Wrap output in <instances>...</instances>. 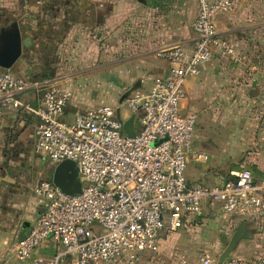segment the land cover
I'll list each match as a JSON object with an SVG mask.
<instances>
[{"label": "built area", "instance_id": "built-area-1", "mask_svg": "<svg viewBox=\"0 0 264 264\" xmlns=\"http://www.w3.org/2000/svg\"><path fill=\"white\" fill-rule=\"evenodd\" d=\"M235 1L196 0L193 50L181 45L164 49L167 74L125 97L117 106L127 107L124 119L117 107L100 104L66 120L72 93L58 77L27 79L0 70V112L23 107L37 115L36 150L55 164L75 161L83 183L80 193L70 194L53 181L40 180L35 193L46 200L44 211L26 237L11 244L17 259L42 264L35 252L52 237L58 245L53 264L68 256L71 264H138L143 254L161 252L166 232L198 223L207 203L230 229L243 221L260 229L264 245V173L256 176L243 168L217 184L191 183L186 174L193 153L197 160L208 156L193 151L198 117L183 111L184 87L218 54L242 61L216 25L217 16L229 12ZM28 91L36 93L35 105L21 98ZM131 119L130 128L140 123L134 133L125 128ZM177 254L175 264H216L206 252L196 263ZM222 264H264V251L255 259L230 255Z\"/></svg>", "mask_w": 264, "mask_h": 264}, {"label": "crops", "instance_id": "crops-1", "mask_svg": "<svg viewBox=\"0 0 264 264\" xmlns=\"http://www.w3.org/2000/svg\"><path fill=\"white\" fill-rule=\"evenodd\" d=\"M237 2L245 6L246 15L243 18H250L253 23L238 24L232 28V22L228 21L230 15L226 12L217 16L216 25L218 31L237 47L243 59L239 61L234 57L218 54L205 66L209 75L202 84L205 90L210 91L213 85L211 75L214 73L223 79L226 77L233 80L236 85L235 94L219 93V117H226L227 124L238 122L239 133L264 134V46L255 48L251 43L246 45V38L252 34H249V29H243L251 24L253 27L254 20H257L255 23L264 22L263 14L258 12L252 14L250 11L252 7H264V0ZM180 8L181 6L174 7L164 0H147L146 4L139 0H0V29L14 21L19 24L23 38L24 60L17 61L11 68L19 69L20 73L13 70L17 75L32 71L34 78L30 79H40L50 74L51 77L59 78L61 75L59 66L62 64L63 55L84 46L87 41L92 43L94 50H98L100 47L98 38L104 35L110 42L107 46L114 48V37L124 28L131 26L133 18L139 15L141 21L145 23V35L141 40L144 41V45L139 53H130L117 62L120 69L136 70L135 77L131 79L136 81L139 88L149 86L154 78L167 74L170 63L160 53L158 54L160 48L181 45L190 51L193 50L196 39L193 22L198 11L196 0L190 2V32H187L185 27L178 32L177 23L174 28L161 27L159 32L149 29L147 25L154 19L155 22L161 20L178 22ZM255 28L256 34H260L257 36L264 37L262 33L264 26ZM0 70L4 68L0 67ZM38 71L39 74H35ZM194 78H189L184 87L187 95L182 100V106L186 112L190 111L189 106H193L190 99H196L200 90L199 81ZM220 83L223 84L222 80ZM234 97L236 102L235 106H232L231 101ZM21 98L32 105L37 102V95L33 91L24 93ZM211 101L207 104L208 115L205 114L209 120L215 118V106ZM71 102L65 108L63 118L66 120H71L76 111L80 110L73 107ZM253 104L256 110H249ZM37 123V115L23 107L0 112V264H36L33 261L17 259L11 244L23 233L27 234L36 218L44 211L46 200L36 195L35 188L42 179L53 181L57 165L36 150ZM139 128L140 123L136 120L133 130L137 131ZM195 145L196 138L193 151L197 152L199 150ZM199 152L206 154L203 151ZM206 155L208 159L205 160H197L194 153L191 155L189 163L196 169L193 176L186 172L191 183H221L233 172L243 168L251 169L256 176L264 173L257 168L264 166L262 155L249 156V161H245L237 169H229L223 175L220 167L223 165L225 167L224 161L212 153ZM202 177L204 179H201ZM216 209L207 203L202 218L198 223L183 229L184 238L174 241L175 247L186 250L187 254L191 253L195 259L200 247L214 249L226 245L238 227L228 228L226 223L218 218ZM259 246L254 238L242 239L232 252V256L255 259L264 251ZM204 248L200 249V254L203 252L210 254ZM57 249L58 245L54 238H47L36 250L35 258L41 259L42 264H53ZM60 264H71V257L68 256Z\"/></svg>", "mask_w": 264, "mask_h": 264}, {"label": "rangeland", "instance_id": "rangeland-1", "mask_svg": "<svg viewBox=\"0 0 264 264\" xmlns=\"http://www.w3.org/2000/svg\"><path fill=\"white\" fill-rule=\"evenodd\" d=\"M164 1H168V3L174 7L176 6L179 8V6H181L180 12L178 14L179 21H166V23L162 20L157 22H155V19L153 22L149 20L150 22L147 23L148 28L159 32L161 27L169 29V27L172 26V28H174V25L177 23L178 32L182 31V27H185L187 32H190V2L192 0ZM237 3L238 2L236 0L233 8L227 12L230 15L228 21L230 20L233 24L232 28L236 27L238 24L242 25L246 23H253L250 18H243L246 15L245 6L242 5L241 2L238 4ZM250 11H252V14L258 12L259 14L264 15V7H252V10ZM235 15L240 17L236 18ZM132 21L133 23L131 26L124 28L114 37V48H109L107 46V44L110 42L106 40V36L104 35L98 38L97 42L100 45L98 50H94L92 43L87 41L84 46H80L77 48V50L63 55V60H61L62 64L59 66L61 67L59 71L61 75L59 78L61 85L69 89L72 93V98L70 101H72L71 105L73 107H77V109H84L100 104H109L117 107L122 102L123 96L131 88L136 86V81L131 79V77H135L136 70L120 69L117 63L130 53H139L142 46L144 45V41L141 42V40L142 36L145 35V23L141 21L139 15L133 18ZM255 21L257 20H254L255 27L261 28L264 26V22L255 23ZM254 26L252 27L251 24L250 26L243 28L249 29L251 31H249V34H252L246 38V45L251 43L253 46H255V48H258V46L263 48L264 37L257 36L260 34H256L257 30ZM262 33L264 34V28L262 29ZM168 47L170 46L160 48V50H158V54H161L162 51ZM107 48H109V50ZM60 58H62L61 55ZM108 61H113L114 63H109ZM13 70L17 73H20L17 67H14ZM207 71L208 70L205 68L199 76L194 78L199 81L198 83L200 84V90L196 96V99H190V104L193 106H189L190 108L188 110L195 112L198 117L195 133L196 149L203 151L206 154L212 153L216 156H219L220 159L226 164V168L223 167L224 165L220 167V169H222L220 170L222 172L221 174L223 175L225 174L224 172L229 171V169L239 168L245 161H249L248 157L252 156L253 154L262 155V157H264V134L239 133L238 122L232 125L227 124L226 121L228 119L226 117H219V93L229 92L231 94H235L236 89L234 88L236 85L235 82L230 78L225 77V79H223L221 76H219V74L214 73V75H211L213 78V85L211 86L210 91L205 90L202 83L203 80L208 78L209 74ZM22 74H24L23 77L27 79L34 78L32 76V71H26L21 73V75ZM35 74H39V71ZM229 74L231 75V73ZM221 80L223 84L220 83ZM226 81L228 82L226 83ZM186 95L187 94H185V96ZM210 100H212L211 104L215 106V118L209 120L206 118L205 114L207 113L208 115L206 109ZM235 102L236 101L234 97L231 101L232 106H235ZM247 105H249V103ZM254 107V104L253 106L251 105L249 110H256ZM117 108L120 116L123 117V119L126 118L125 115L129 113L127 107L120 106ZM136 127L138 126L136 125ZM193 166V164L188 163L186 169V172L191 176L195 175L196 173V169ZM257 168L260 171H264V166H257ZM201 179L204 178L202 177ZM252 232L253 238L256 239L257 243L260 245L259 247L264 250L260 229L252 228ZM184 235L185 232L183 229L176 232H166L163 236L161 252L159 254H143L138 264H175L178 251L185 253L192 262L194 260V263H196L199 256L201 255L200 252L204 247H200L201 250L199 249L197 255L194 257L195 259H193L191 253L187 254L186 250L183 251V249L181 250L178 247L176 248L175 244H173L174 241L183 239ZM229 242L226 245L214 247V249H204L210 252V256L216 260L217 263L220 254L224 251Z\"/></svg>", "mask_w": 264, "mask_h": 264}, {"label": "water", "instance_id": "water-1", "mask_svg": "<svg viewBox=\"0 0 264 264\" xmlns=\"http://www.w3.org/2000/svg\"><path fill=\"white\" fill-rule=\"evenodd\" d=\"M147 3V0H139ZM23 38L17 21L0 29V67L11 69L17 61H23ZM138 86L131 88L122 98V101ZM133 119L129 120L125 128L128 132L134 133L130 124ZM53 182L64 192L75 194L82 191L83 183L80 179L79 169L75 161L66 159L56 165ZM252 224L248 221H243L239 224L237 230L233 234L229 244L220 254L216 264H222L226 258L237 248L242 239L253 238ZM26 234L23 233L20 240L24 239Z\"/></svg>", "mask_w": 264, "mask_h": 264}, {"label": "trees", "instance_id": "trees-1", "mask_svg": "<svg viewBox=\"0 0 264 264\" xmlns=\"http://www.w3.org/2000/svg\"><path fill=\"white\" fill-rule=\"evenodd\" d=\"M47 77H51V74H50V76H49V75H47ZM47 77H42V78H40V79L47 78Z\"/></svg>", "mask_w": 264, "mask_h": 264}]
</instances>
